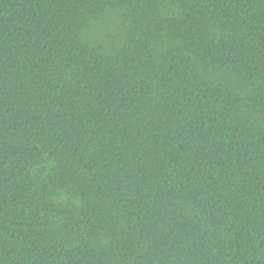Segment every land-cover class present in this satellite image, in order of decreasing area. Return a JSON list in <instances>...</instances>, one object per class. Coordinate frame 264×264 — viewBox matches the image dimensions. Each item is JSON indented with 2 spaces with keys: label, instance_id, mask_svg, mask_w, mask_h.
Here are the masks:
<instances>
[{
  "label": "trees",
  "instance_id": "1",
  "mask_svg": "<svg viewBox=\"0 0 264 264\" xmlns=\"http://www.w3.org/2000/svg\"><path fill=\"white\" fill-rule=\"evenodd\" d=\"M0 264H264V0H0Z\"/></svg>",
  "mask_w": 264,
  "mask_h": 264
}]
</instances>
